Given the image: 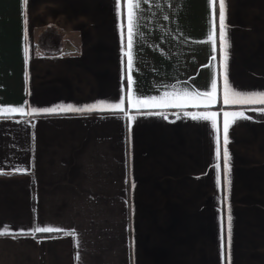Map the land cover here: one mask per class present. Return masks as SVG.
<instances>
[{
    "label": "crops",
    "instance_id": "crops-1",
    "mask_svg": "<svg viewBox=\"0 0 264 264\" xmlns=\"http://www.w3.org/2000/svg\"><path fill=\"white\" fill-rule=\"evenodd\" d=\"M130 8L121 0L118 17L115 0H0V107L119 102L128 74L141 97L209 91L217 80L211 106L169 96L180 106L129 109L131 121L110 111L4 113L0 264H225L229 214L230 264H264V113L223 103L209 0H147L131 42ZM225 24L232 87L264 92V0H226ZM206 111L217 113L219 161L212 122L189 115ZM225 111L249 117L229 128L227 190ZM37 226L63 231L18 235Z\"/></svg>",
    "mask_w": 264,
    "mask_h": 264
},
{
    "label": "snow or ice",
    "instance_id": "snow-or-ice-1",
    "mask_svg": "<svg viewBox=\"0 0 264 264\" xmlns=\"http://www.w3.org/2000/svg\"><path fill=\"white\" fill-rule=\"evenodd\" d=\"M25 4L27 0H24ZM126 2L131 6L129 14H128V36L130 42L139 34V18L142 11V6L147 2V0H126ZM217 3V0H209L210 7L213 8L212 16H211V31L208 35L207 41L212 45L213 56L212 60L216 59L215 52H216V40H217V28H218V39H219V52H220V68H221V75L223 76V103L225 105H258L261 106L259 108H254L253 110L260 111L264 113V92L256 93H245L234 90L232 87L229 78H228V52L227 49L230 47L228 43L227 37V26L225 24L226 20V0H218V12L214 5ZM116 4V12L117 16L120 17L121 15V0H115ZM25 23H27V14L24 16ZM218 21V23H217ZM123 28V25H121ZM121 43H122V52L124 50V33L121 32ZM24 54L27 62V57L29 55V49L26 47L24 49ZM133 64L132 57L129 58L128 67L131 70ZM127 84L126 90L124 95L121 96L119 102L115 103H101L98 105H86L83 107H74L72 105L66 106H54L50 108H36L29 105L25 102L22 106H8V107H0V119H10V117L4 116V113H19L21 115L27 114V116H40V115H51V114H60V113H91L94 111H110L113 113H121L125 117H127L130 121L133 119L129 115V109H136L137 111H142L145 106L147 105H159L160 107H168V106H180L179 103H174L171 100H166V97L169 96H183V97H191L195 96L197 98H203V102L205 106H211L213 101L216 98V89H217V80L215 76L211 80L210 89L209 91L203 92H190L187 88L183 89L182 92H173V93H164L162 96H152V97H141L138 95V89L134 88V80L131 74H128L126 77ZM187 103V101H184ZM127 105V108L125 107ZM144 114L147 115H162L159 111H148ZM191 118L194 120H203V121H211L212 127L214 130L217 131L216 136V158L217 161L221 158V141L219 130L217 129V124L215 121V117L217 113L215 112H204L201 114H189ZM225 116L224 126H223V149H222V159H223V184L225 189L230 188L231 180H230V154L227 148L229 143L228 133L231 123H235L237 119H248L249 117L245 116L244 112L242 111H235V112H227L223 113ZM231 116L233 120L230 122L227 117ZM167 119V117H163ZM34 126V124L32 125ZM219 168V164L217 165ZM13 172H20L26 173V168H15L13 167ZM0 174H4L0 171ZM217 183H220V178L218 176ZM63 231L61 229H56L53 227H35L31 233H25L23 230L18 233V235H26L31 234L35 235L36 233H53ZM75 236V232L71 233ZM0 235H4V233L0 232ZM227 237H228V244L227 247H222V254L225 257V264H230V243H231V215L229 214L227 217ZM78 258V257H77Z\"/></svg>",
    "mask_w": 264,
    "mask_h": 264
}]
</instances>
